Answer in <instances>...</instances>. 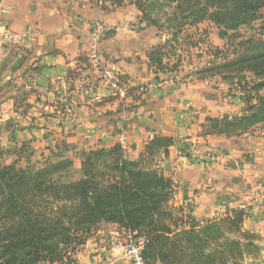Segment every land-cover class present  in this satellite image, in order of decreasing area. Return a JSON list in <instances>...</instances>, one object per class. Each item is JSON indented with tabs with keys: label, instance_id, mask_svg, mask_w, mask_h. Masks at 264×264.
Returning a JSON list of instances; mask_svg holds the SVG:
<instances>
[{
	"label": "crops",
	"instance_id": "0c3cea01",
	"mask_svg": "<svg viewBox=\"0 0 264 264\" xmlns=\"http://www.w3.org/2000/svg\"><path fill=\"white\" fill-rule=\"evenodd\" d=\"M101 5L97 0L0 1V24L29 36L26 47L36 56L35 78L40 89L45 86L46 94L51 95L55 80L67 77L80 58L88 56L92 24L121 17L118 10L107 11ZM144 33L122 29L102 43L104 62L133 78L135 84L152 80L147 50L150 43H160ZM210 80L193 75L176 85L162 77L157 86L136 89L97 108L96 92L86 96L87 103L80 104L79 113L71 119L53 114V109L38 110L24 120L26 129L21 135L24 139L35 135L42 140V149L52 147L45 140L64 143L62 149L68 153L69 149L79 152L120 145L126 160L158 168L172 179L169 205L186 210L189 222H218L232 218L239 209L246 214L241 231L264 245V124L243 134L220 133V121L241 116L244 108L239 99L234 102L225 88ZM79 93L84 101L85 95ZM156 137L173 139L167 153L164 149L148 152ZM120 229L117 224L97 226L62 264H100L111 254L117 264H124L121 250L109 246Z\"/></svg>",
	"mask_w": 264,
	"mask_h": 264
},
{
	"label": "trees",
	"instance_id": "16d2710c",
	"mask_svg": "<svg viewBox=\"0 0 264 264\" xmlns=\"http://www.w3.org/2000/svg\"><path fill=\"white\" fill-rule=\"evenodd\" d=\"M165 1L174 5L173 22L191 26L206 21L218 27L250 26L260 19L264 8V0ZM136 4L145 9L146 4L139 0ZM146 8L154 9L155 4ZM241 46L235 58L221 64L209 62L208 68L194 74L206 78V74L251 71L264 78V24L258 37ZM159 64L164 70L161 61ZM243 90L250 114L231 121L222 119L220 133L243 134L264 123V80ZM172 144V138L156 137L148 152L164 149L167 153ZM182 151L186 153L184 147ZM57 155L38 167L0 164V264L62 263L102 224H117L144 238L147 264H176L178 255L221 232L220 223L241 232L246 214L239 209L232 218L218 222H188L181 228L173 222L171 226L167 204L173 195L172 179L159 169L144 167L141 161L126 160L120 145L84 152L78 178L72 174L74 160ZM229 246L234 252L240 249V242L230 241ZM207 261L216 262L213 256Z\"/></svg>",
	"mask_w": 264,
	"mask_h": 264
},
{
	"label": "rangeland",
	"instance_id": "374dc122",
	"mask_svg": "<svg viewBox=\"0 0 264 264\" xmlns=\"http://www.w3.org/2000/svg\"><path fill=\"white\" fill-rule=\"evenodd\" d=\"M139 1L146 4L145 9H139L136 0H97L107 11L118 10L121 17L112 22L96 21L92 24L88 56L80 58V64L78 62L77 66L71 68L67 77L55 80L50 86L51 95L46 94L45 86L40 89L37 84L34 72L36 56L26 47L29 36L16 33L0 24V164L23 168L31 164L38 167L55 160L57 154H60L74 160L75 172L72 174L78 178L82 154L90 150L76 152L69 149L68 153L62 149L64 143L53 144L51 139L45 140V143L52 147L45 146L42 149V140H38L35 135L26 139L22 137L21 134L26 129L23 125L26 118L30 119L38 110L49 108V112L53 109V114L71 119L79 113L80 104L87 103L86 96L98 93L93 97V101L98 103L97 108L104 102L125 98L136 89H146L148 85L157 86L162 83V77L174 81L176 85L177 81L182 84L189 76H196L194 72L208 68L211 64L209 62L218 61L221 64L226 59L235 58L242 51L241 44L258 37L264 24L263 8L260 19L250 26L218 27L209 21L195 26L179 25L172 21L174 5L167 4L165 0ZM149 3H154L155 8H146ZM122 29L137 34L145 32L149 40H160L154 46L150 43L147 50L148 72L153 77L149 84L147 80L135 84L133 78L109 66L102 58V43L106 36ZM159 61L165 67L164 70ZM224 73L205 76L211 77L210 81L215 85L225 88L227 96L236 100L234 102L239 99L244 109L242 115L236 118L250 114L247 113L243 88H247V85L252 87L264 78L251 71ZM78 93L85 95L84 101L80 99L81 96L78 97ZM261 95L264 96V91ZM15 121L20 122V125L13 123ZM12 125L19 127L10 130ZM167 210L172 214V221H167L171 226L176 222L180 228L185 227V223L190 221L187 219V211L182 207L168 203ZM219 225L221 232L212 236L211 241L197 242L187 254L185 252L178 255L176 264H264V245L259 239L242 231L237 233L223 223ZM230 241L240 242V249L231 251ZM198 251L202 252L201 256L197 254ZM209 256H213L216 262L207 261Z\"/></svg>",
	"mask_w": 264,
	"mask_h": 264
},
{
	"label": "built area",
	"instance_id": "2783aa9c",
	"mask_svg": "<svg viewBox=\"0 0 264 264\" xmlns=\"http://www.w3.org/2000/svg\"><path fill=\"white\" fill-rule=\"evenodd\" d=\"M145 245L146 240L144 238H138L135 232L127 228H121L116 238L112 239L109 243L112 250H121L120 261L124 264H147L143 257ZM117 263L118 259L111 254L103 259L100 264Z\"/></svg>",
	"mask_w": 264,
	"mask_h": 264
}]
</instances>
